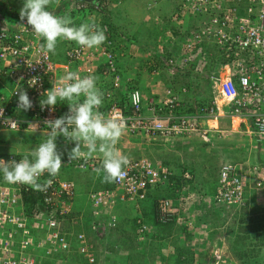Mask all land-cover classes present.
Masks as SVG:
<instances>
[{
  "label": "built area",
  "instance_id": "built-area-1",
  "mask_svg": "<svg viewBox=\"0 0 264 264\" xmlns=\"http://www.w3.org/2000/svg\"><path fill=\"white\" fill-rule=\"evenodd\" d=\"M68 8L70 11L71 7ZM13 11L6 0H0V76L12 80L11 93L0 101V114L3 113L0 115V131L29 129L48 133L45 121L65 115L69 105L58 102L54 111L42 109L40 101L45 98L42 94L53 87L52 81L73 71L81 77L96 78L100 73L105 78L104 84L110 80V87L103 91L99 88L103 93V106L99 111L105 118H115L124 123V137L140 136L157 141L196 135L208 140L211 132L220 136L223 132L218 125L205 124L204 121L229 116L235 128L242 122L249 123V132L264 139V0H182L178 6L173 21L183 22L194 15L201 22L199 29L187 40L167 31L168 38L179 47L180 58L166 57L165 65L187 68L196 63L197 68L202 69L212 55L206 48L209 45L216 46L222 60L226 61L222 66L227 73L223 75L220 71L218 75L211 76L215 92L212 102L200 106L196 112H190L172 90H168V96L160 102L150 100L148 108H145L143 92L137 87L127 86L131 79L124 77L118 69L117 49L121 51V42L112 35L107 24H95L105 29L107 36L106 42L98 48H83L74 41L58 40L67 44L66 61L59 62L53 53L42 48L46 41L34 34L26 18L21 20L19 14L11 19L9 15H13ZM50 12L56 16L64 15L58 8H50ZM118 33L120 39L129 40L122 31ZM152 73L158 74V69H152ZM30 82L34 85L30 86ZM126 86L129 95L123 105L118 91L125 90ZM21 87L33 103L26 118L16 114L18 96L15 92ZM132 94H136V104L131 102ZM12 121L16 122L14 127L9 126ZM29 123L33 125L29 126ZM235 128L230 130L233 132ZM22 156L0 153V159L7 162L19 161ZM126 157L129 164L124 168L123 180L113 183L112 188L95 189L88 194L98 218L90 223L93 235L89 231L78 230L79 222L71 216L77 192L73 180L63 178L60 173L55 177L45 173L38 182L43 184L51 179L52 183L47 191L41 192L24 184L7 183L0 173V264H39L49 257L54 258L53 264L69 261L84 264L83 261H75L74 253L84 257L85 264H96L95 242L107 238L110 231L120 226L114 211L116 206L128 202L139 205V200L146 199L155 188L163 190L178 183L172 178L175 172L170 167L155 162L149 156ZM68 162L81 170H94L101 167L102 157L95 154L91 159H68ZM183 176L185 180L193 179L192 169L188 168ZM253 188L264 191V162L253 166L244 161L224 162L212 200L218 216V210L229 212V217L234 216L239 208L248 204ZM31 195H39L37 201H29L33 207L26 202L27 196L31 198ZM157 202V213L161 218L172 217L181 223L188 221L191 227L197 218L205 217L202 210H192L188 197L165 196ZM101 210L108 215V220L100 219ZM137 222L140 223L137 231L140 237L152 227L142 218ZM184 264L192 263L187 261Z\"/></svg>",
  "mask_w": 264,
  "mask_h": 264
},
{
  "label": "crops",
  "instance_id": "crops-1",
  "mask_svg": "<svg viewBox=\"0 0 264 264\" xmlns=\"http://www.w3.org/2000/svg\"><path fill=\"white\" fill-rule=\"evenodd\" d=\"M181 2L182 0H178V4L175 8H177ZM171 5L166 0H121L120 3L109 4V8H112V10L108 13V25L111 28L112 35H116L121 42V51L117 49V51L119 52L117 65L118 69L121 71V74L124 77L131 79L130 85L127 84V86L137 87L143 92L145 108H148L150 100L160 102L163 98H166L168 96V90H172L175 94L179 95L182 104L185 105L187 109L193 106V112H196L200 106L207 105L208 103L212 102L215 92L213 88L214 83L211 76L213 74L218 75L220 71L223 75H225L227 73V70L223 68L222 64H225L226 61L222 60V57L216 46L209 45V47L206 48L209 49L210 52H212V55L211 58L207 59L204 65H202V69H198L196 63H191L187 66V68L168 67L165 65L164 58L166 57L180 58L179 47L172 41V39L168 38L169 35L167 34V31H170V29L176 27L183 33V35L180 36V39L187 40L191 37L194 31L199 29V25L201 22L199 21L200 18L197 16L192 17L190 20L186 18L187 22L185 20L179 23L172 21V15H168V12L170 10L169 7ZM131 8H133L132 11L136 9L138 18L142 21H140L141 23L137 21V23L140 24V27H138L137 30L136 28H134L133 24L131 25V23L134 22L131 21L130 15L128 16L127 14V12H130ZM47 10L50 11V9ZM112 12L114 15L111 14ZM102 15V19L106 18V15L104 13H102ZM124 15L125 17H123ZM167 17H169V19L165 20ZM122 24L127 25L125 26L126 30L132 33L127 37V39H131V42L133 41L131 45L128 44L129 47L126 48L127 51H123L122 49L123 43L127 40L120 39V34L116 29L118 28V25ZM161 42L165 47V53L162 49ZM143 46L147 47L144 48ZM66 48V41L57 42L56 51L55 53H53V57L56 61H66ZM149 67H156L158 69V74L152 73V70ZM103 79L105 78L100 73L96 75L97 87L101 88L102 91L105 90V88L107 89L111 85L110 80L107 84L102 83ZM11 82L12 80L10 78L6 76H0L1 102L6 99H2V97H5L6 95L8 98L9 94L11 93ZM127 86L125 90L118 91V98L123 102V105L128 101L127 97L129 95V90ZM190 110L192 109L190 108ZM17 112H19L18 116L20 118L29 117L28 112L25 110L17 108L16 114ZM230 119L231 118L229 116H225L219 117L218 120H205V124L210 123L212 125H218L221 128L220 130L223 132L221 138L214 136V131L211 132L208 141H211V139H213L212 141H220L221 139H223V136L237 135L244 140V143H247H243L239 146L241 147L239 149L240 151L244 150L245 153L248 151L249 154L255 148L257 151L256 154H258L259 156L254 160L249 156L247 158V155L244 157H234L233 152L230 150V145H227L225 147L226 149L221 152L222 154H220V147L218 146V144L214 143V150L216 152L212 155V157L215 159L218 158V161H223L221 165L227 161H244L250 166L263 163L264 139L258 138V141L260 142L259 146L252 139V137H256V135L249 132L251 131V128L248 129L249 123L246 124L245 122H242L241 126L235 128V124L231 122ZM231 128H235L233 132L230 130ZM21 131H23L22 133H31L34 136L33 140L35 144L32 147L18 149L15 152L10 150L4 151L0 149V153H15L22 156L23 154L28 153L36 148L40 143L44 142L48 138L47 133L41 130L28 129ZM248 133L250 134L251 139L248 136ZM192 137L193 138L176 137L169 140L163 138V140L153 141L146 138H142L143 140H141L140 136H135V138L121 136L116 145V149L123 156H149L155 162L161 163L163 164V166L170 167L173 171H180L181 168H183L181 165H188V168H193L192 164L187 162L189 161L188 155L190 153L186 154V150H193V145H198L199 142L201 143V146L205 148L207 145H209L207 141L199 136L194 135ZM56 143L57 146L63 145L66 147L64 149L58 150L63 153L62 161L64 162L59 173L63 178L68 177L65 175V173L67 175L69 174V178H72L71 180L76 183L77 192L73 201L71 216L75 217L79 222L77 225L78 230L89 231L91 235H93L92 230L90 229V223L91 221L98 218H96L97 215L94 212V208L91 204L88 194L91 190L106 188L109 183L103 182V173L97 175L94 170H81L68 162L67 153L71 150L72 147L75 146L74 142H69L65 139V137L58 136ZM228 144H230V142ZM233 144L238 146L236 142H233ZM83 150L87 151L86 148H84ZM96 155L102 157L99 152H97ZM206 165L207 163L204 162L201 164H197V167L202 172H205L203 168L206 167ZM221 165H219V167L217 168L218 165L214 164V169L208 171H213L215 173V171L220 170ZM203 178H205V176ZM206 179L210 180L212 178L207 177ZM213 179L211 180V182L213 181ZM134 206L135 203L132 204L128 202L114 208V211L122 218V220H120V225L123 226L124 219L129 218L130 215H134V213L137 212L135 211ZM101 212V215H99L100 219L102 218L108 220V215L106 213L103 214V210H101ZM205 214L208 213L205 212ZM130 231L132 232V228H130ZM113 232L114 231H110L108 237L115 235ZM120 232L121 230L116 231L117 234H120ZM104 240L105 239H100L98 241L99 244L102 245L101 242ZM116 245L117 243L113 241L112 246Z\"/></svg>",
  "mask_w": 264,
  "mask_h": 264
},
{
  "label": "clouds",
  "instance_id": "clouds-1",
  "mask_svg": "<svg viewBox=\"0 0 264 264\" xmlns=\"http://www.w3.org/2000/svg\"><path fill=\"white\" fill-rule=\"evenodd\" d=\"M53 1L62 2V0H24L23 7L20 9V19L26 18L27 24L31 26L34 34L46 41L42 45L44 50L55 53L57 42L60 39L74 41L81 47L89 49L98 48L106 42L105 29L92 23H81L78 27L72 26L71 17L65 15L66 9H59L52 4ZM70 1L74 2L73 5L76 3L77 6H84L83 0ZM94 2L95 6L99 5V9L96 10L95 7V15L92 17L96 16L98 22L108 25L109 22H105L101 18L103 12L100 10L102 5L99 0ZM109 4L111 3H108V6ZM50 8H58L64 15L56 16L47 10ZM75 10L77 9L75 8ZM116 29L118 32L122 31L126 36L131 35L122 25H118ZM130 40L123 43V51L129 47L128 44H132L133 41ZM162 44L161 42L165 53L166 50ZM149 68L157 69L156 67ZM29 84L30 86L34 85L31 82ZM52 84L53 87L42 94L45 98L40 101L41 108H50L54 111L58 102H67L69 111L55 120L45 121L46 127L49 129L48 138L30 152L23 154L22 159L10 162L0 159V173L3 174L4 181L10 184H24L35 191H47L52 180L49 179L43 184L38 181L45 173L51 177L59 175L64 162L62 161L63 153L58 151L56 141L61 134L67 141L75 143V146L67 153L69 161L81 158L91 159L99 152L102 155V164L101 167L94 169L97 175L103 173V182L105 183H116L123 180L124 168L129 164V160L120 154L116 145L123 134L125 125L115 118H105V115L99 111L103 106V93L97 87L96 78L93 76L81 77L78 72L68 71L57 81H52ZM15 95L18 96L19 109L27 111L33 106L27 91L22 87L17 89ZM131 102L137 103L136 94H132ZM15 123L12 121L9 126L14 127ZM32 125L29 123V126ZM213 133L218 138L222 136ZM159 140H163V138ZM84 148L87 149L86 153L82 150ZM119 228L120 226L117 229Z\"/></svg>",
  "mask_w": 264,
  "mask_h": 264
},
{
  "label": "rangeland",
  "instance_id": "rangeland-1",
  "mask_svg": "<svg viewBox=\"0 0 264 264\" xmlns=\"http://www.w3.org/2000/svg\"><path fill=\"white\" fill-rule=\"evenodd\" d=\"M166 1L170 5L172 4L169 7L168 15L170 16L171 14L173 17L178 9V7L175 8L178 0ZM132 9L127 14L128 16L130 15L131 21L134 22L131 25L133 24L137 30L140 27L137 21L140 22L141 19L138 18L136 9L134 11ZM167 19L169 17L165 20ZM122 26L125 27L127 25L122 24ZM17 115H19V112H17ZM22 132L21 130L0 132V149L15 152L18 149L32 147L35 144L33 140L34 136L31 133ZM248 136L251 139L249 133ZM252 139L260 146L257 136L252 137ZM141 140L143 139L141 138ZM212 140L207 141L209 145L206 148L202 147L199 142L198 145H193V150H186V154L190 153L188 155L189 161L187 162L192 165L194 164L195 168L198 169L197 164L207 163L206 167L203 168L205 173L208 170L214 169V164L218 165V168L223 162L218 161V158L215 159L212 157L216 152L214 150L215 144H218L220 147V154L226 149L225 147L227 145H230V150L233 152L234 157H244L247 155V158L249 156L254 160L259 156L256 154L257 151L255 148L249 154L248 151L246 153L244 150L240 151L239 149L241 147L239 146L244 143V140L237 135L223 136V139L220 141ZM229 142L230 144H228ZM233 142H236L238 146L234 145ZM64 148L66 147L63 145L57 146L58 150ZM217 174L218 170L215 171V176ZM65 175L68 176H64L65 178H69V174L67 175L65 173ZM205 189L201 187L202 194ZM250 193L252 196L248 204L239 208L237 213L231 217H229L230 213L225 210H218L220 213L218 216V213L214 209L215 206L210 201H207V195L202 197L194 193L189 201L191 202L192 210H202L208 213V216L206 214L205 217L201 216L197 218L195 220L196 222L185 230L178 229L179 231H176V227L167 226L166 230L158 236L151 237V235L146 234L141 237L130 238L121 232L117 234V229L115 231L113 230L115 235L105 238L101 242L102 245L99 242H95L94 247H96V253L98 254V262L96 264H184L187 261L192 264H264V191L260 188H253ZM199 196L201 199H199ZM204 198L205 200L203 201ZM135 211L137 212L134 215H130L128 220L125 218L123 221V229L128 230L129 233L131 232L130 228L133 227V220L137 216H141V214H138L140 210L137 206H135ZM245 211L247 212L245 213ZM149 213H151L150 210ZM145 217L148 216L145 215ZM145 220H149L147 222L152 224V218ZM242 226L252 227L249 237L245 236L247 232L241 229ZM150 229L155 230L153 225ZM150 238L153 239L152 243L149 242ZM113 241L117 243V248H112ZM83 262L84 264L86 263L85 261Z\"/></svg>",
  "mask_w": 264,
  "mask_h": 264
},
{
  "label": "trees",
  "instance_id": "trees-1",
  "mask_svg": "<svg viewBox=\"0 0 264 264\" xmlns=\"http://www.w3.org/2000/svg\"><path fill=\"white\" fill-rule=\"evenodd\" d=\"M12 7H13V15H9L11 16V19H15L17 18V16L20 14V9L23 7L24 4V0H6ZM95 0H83V4L84 6L81 8H77V10H75V8L73 9V7H77V4L75 3L74 5H72L70 0H62L61 3H58L56 1H53V5H56L59 9H66V16H70L72 21H73V25L72 26H79L81 23H92V24H97V18L96 17H92V15L94 14V10L96 9L95 7ZM121 0H99L100 5L101 6V12H103L106 15V19L105 22H109V20H107V17L109 16V12L112 10V8H109L108 3H120ZM68 7H71V11H68ZM117 8V7H116ZM97 10V9H96ZM113 14V12L111 13ZM114 15V14H113ZM192 17H195L194 15H190L188 16V20H190ZM197 20V18H196ZM185 21L187 22V19H185ZM198 29V28H197ZM170 31L174 34V36L179 37L183 35V33L177 29L176 27H173V29H170ZM144 47V46H143ZM147 46H145L144 48H146ZM143 48V49H144ZM128 98V97H127ZM190 108L192 110H190ZM188 108V110H190V112L194 111L193 106ZM183 168H181L180 171L174 170V175L172 176L173 179H176L178 181V183H176L175 185L171 186V188H167V189H160L159 188H155L148 196L146 199H141L139 200V205H135L139 208L140 212L139 214H141V216H137L134 220H133V227H132V233L127 232L126 230L123 229V226L120 225L121 228L117 229L121 230V233L123 235H126V237L128 236L130 237H137L139 236V234L137 233L138 228L140 223H138V219H143L145 222L149 221V220H145V219H149L152 218V225L155 228L154 229H148L144 235L148 234L151 235V237H154L155 235L158 236L161 233H163L167 226H174L176 227V231H179L178 229H187L189 227L188 221L187 222H177L175 220V218L172 217H167L165 218H161L159 216V214L157 213V208L156 206L158 205V199L161 197H165V196H182V197H188L189 201L192 198V193H195L196 195H200V196H206L207 195V201H210V203H214L211 202L213 200V197L215 196L216 192H217V181H218V174L217 176H215V173L213 171H208V172H204L202 173L201 170H198L197 168H195V165L193 164V170H192V175H193V179L190 180H185L183 174L186 172L188 165H181ZM205 176V178H203ZM207 177L210 178H214L213 181L211 182L212 179L208 180L206 179ZM204 180V181H203ZM114 184L113 183H109L107 187H113ZM200 187V188H199ZM202 189L206 188L205 191H203L204 193L202 194ZM199 188V189H197ZM39 195H31L27 196L28 198L26 199L27 204L30 207H33V204L29 201H37V197ZM191 203V202H190ZM209 204V203H206ZM134 206V207H135ZM145 211V213H143ZM149 210L151 213H149ZM247 211H245L246 213ZM148 217H145V215ZM118 215V214H117ZM144 216V217H143ZM206 216V214H205ZM208 216V214H207ZM119 217V221L122 220V218L118 215ZM207 218V217H206ZM129 218H127L128 220ZM188 219V218H187ZM217 220V219H216ZM219 220V219H218ZM121 222V221H120ZM135 222V224H134ZM157 228V229H156ZM250 226H242V230L247 232V237H249L250 235V231H251ZM157 231H159L158 233H156ZM135 233H137L135 235ZM128 238V239H129ZM149 242H153V239L150 238ZM116 247V246H112ZM117 248V247H116ZM36 253L40 254L39 250H35ZM34 251V252H35ZM74 255H76V262H80V261H85V258L82 257L80 254L78 253H74ZM54 258H47L43 261H40L39 264H53L55 260H53ZM66 264H73L72 262H68Z\"/></svg>",
  "mask_w": 264,
  "mask_h": 264
}]
</instances>
